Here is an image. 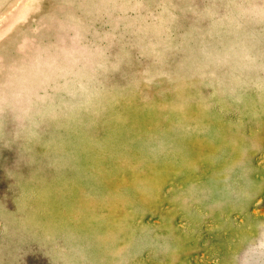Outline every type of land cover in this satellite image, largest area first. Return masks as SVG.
Wrapping results in <instances>:
<instances>
[{"label":"rangeland","instance_id":"374dc122","mask_svg":"<svg viewBox=\"0 0 264 264\" xmlns=\"http://www.w3.org/2000/svg\"><path fill=\"white\" fill-rule=\"evenodd\" d=\"M0 264H264V0H0Z\"/></svg>","mask_w":264,"mask_h":264}]
</instances>
